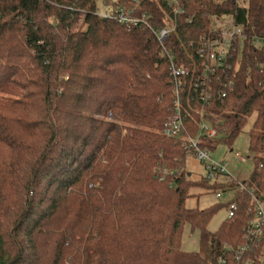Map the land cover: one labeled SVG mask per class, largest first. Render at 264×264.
I'll return each mask as SVG.
<instances>
[{"label":"trees","instance_id":"16d2710c","mask_svg":"<svg viewBox=\"0 0 264 264\" xmlns=\"http://www.w3.org/2000/svg\"><path fill=\"white\" fill-rule=\"evenodd\" d=\"M97 1L0 0V264H237L223 247L244 243L249 194L208 230L221 205L187 200L220 186L188 178L182 141L163 129L176 112L171 64L192 75L211 17L233 15L247 37L242 57L216 77L234 85L208 106L200 85L192 106L221 118L227 144L253 120L245 183L264 189V49L253 43L264 36V0H179L184 12L161 42L154 30L174 18L164 0H116L111 13L148 15L131 27ZM181 80L184 94L190 76ZM198 121H184L193 137ZM165 169L176 176L162 181ZM185 227L199 230L197 252L181 246Z\"/></svg>","mask_w":264,"mask_h":264},{"label":"built area","instance_id":"2783aa9c","mask_svg":"<svg viewBox=\"0 0 264 264\" xmlns=\"http://www.w3.org/2000/svg\"><path fill=\"white\" fill-rule=\"evenodd\" d=\"M137 1V0H135ZM157 3V0H154ZM219 2L222 0H218ZM242 7H247V0H234ZM166 7H168L173 14V20L171 25L162 27L161 29L154 30V34L158 37L159 41H164L169 37V34L176 30L175 17L176 15L183 13L184 8L180 5L179 0H164ZM113 12V10L111 11ZM101 13L102 15L114 14L119 21L125 23L129 27L137 24H148V15L142 14L139 17L133 15L132 10L115 9L114 13ZM211 29L206 36H203L198 41L196 48L197 56L199 58L198 63L193 60L192 65L194 67L193 73H191L183 67L175 66L171 64L172 75L174 81H176L175 88L173 90L175 114L174 116L165 122L163 135L166 137L182 141L185 151V158L188 156H194L205 166L207 170V176L204 179L212 185H219L220 187L214 191L217 200H226L224 204L227 208L228 218H233L236 214V210L239 207V203L235 199L237 195L247 192L250 196V208L254 213L246 226L244 227V243L240 246H233L231 244H225L223 252H232L233 259L237 264H254L258 261L264 264V189L260 190L258 185L249 187L245 180H238L229 174L228 169L225 167V163H218L211 159L208 155L211 148L216 147L217 142H224L223 134L220 130L222 127V120L219 116L213 112L208 111L206 113L203 107L195 109L192 106L194 99L192 98L191 91H197L199 86H206L200 92L201 99L205 105H211L215 99H221L228 97V91L233 87V81L225 77V79L216 77V73L232 71L237 69L239 61L242 57L243 46L246 41V34L244 28L236 23V19L231 14H222L220 16L211 17ZM256 47L264 49V36L255 38L253 41ZM201 67V74L195 75L197 69ZM224 74V75H225ZM190 76L189 89L183 94L184 83L181 79ZM216 78V80H215ZM225 80L224 89L213 93V83ZM195 114L199 116V129L196 135L193 137L189 132L187 133V127L184 125L185 118H192ZM210 143V144H209ZM226 143V142H225ZM209 144V145H208ZM227 144V143H226ZM239 163H246L247 158L243 154L238 152L233 153ZM254 157V156H253ZM185 161V160H184ZM181 170H185L184 167ZM187 174L190 178L191 174ZM176 176L173 171L168 169L163 170L161 180H165V176ZM249 177V176H248ZM222 178V180H220ZM220 263L226 264L227 259L224 257L219 258Z\"/></svg>","mask_w":264,"mask_h":264},{"label":"rangeland","instance_id":"374dc122","mask_svg":"<svg viewBox=\"0 0 264 264\" xmlns=\"http://www.w3.org/2000/svg\"><path fill=\"white\" fill-rule=\"evenodd\" d=\"M116 0H98L97 8L100 13L106 12V7L109 8L107 11L110 13L113 10L114 3ZM253 120L248 122V125L245 127L241 133L235 138L231 144H226L225 142H217L215 148H211L208 155L211 156V159L218 163H225L226 169H228L229 174L234 178L240 180H245L250 175V172L253 170V154L250 151V139L249 131L252 127ZM238 152L239 154L245 155L247 158L246 163H239L238 159L234 157L233 153ZM185 170L191 174V180H198L207 176V170L194 156H188L185 158ZM222 180V178H220ZM193 196L187 200V206L195 208L196 206L200 209L210 208L213 205H221L216 212L213 214V217L208 225V230L211 232L218 231L220 226L224 221L227 220V208L226 200H217L215 197L214 191L205 190L203 188H196L190 191ZM199 230L192 232L188 227L184 229V235L182 237V248L191 251L197 252L199 249Z\"/></svg>","mask_w":264,"mask_h":264},{"label":"water","instance_id":"95a60500","mask_svg":"<svg viewBox=\"0 0 264 264\" xmlns=\"http://www.w3.org/2000/svg\"><path fill=\"white\" fill-rule=\"evenodd\" d=\"M190 175V174H189Z\"/></svg>","mask_w":264,"mask_h":264}]
</instances>
